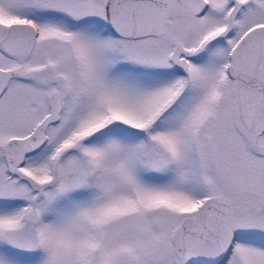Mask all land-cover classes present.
Masks as SVG:
<instances>
[{"label":"snow or ice","instance_id":"6c2138e0","mask_svg":"<svg viewBox=\"0 0 264 264\" xmlns=\"http://www.w3.org/2000/svg\"><path fill=\"white\" fill-rule=\"evenodd\" d=\"M0 264H264V0H0Z\"/></svg>","mask_w":264,"mask_h":264}]
</instances>
